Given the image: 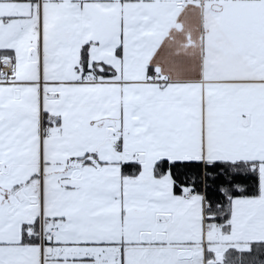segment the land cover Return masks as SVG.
<instances>
[{"label":"snow or ice","instance_id":"1","mask_svg":"<svg viewBox=\"0 0 264 264\" xmlns=\"http://www.w3.org/2000/svg\"><path fill=\"white\" fill-rule=\"evenodd\" d=\"M231 253L264 264V0H0V264Z\"/></svg>","mask_w":264,"mask_h":264},{"label":"crops","instance_id":"2","mask_svg":"<svg viewBox=\"0 0 264 264\" xmlns=\"http://www.w3.org/2000/svg\"><path fill=\"white\" fill-rule=\"evenodd\" d=\"M186 24L193 29H195L199 24L198 16L195 13H188L185 17ZM174 51V46L165 44L162 46V49L158 53V58L161 63H164L167 60H170L172 58V53Z\"/></svg>","mask_w":264,"mask_h":264},{"label":"trees","instance_id":"3","mask_svg":"<svg viewBox=\"0 0 264 264\" xmlns=\"http://www.w3.org/2000/svg\"><path fill=\"white\" fill-rule=\"evenodd\" d=\"M181 179L184 180L186 183L188 182V178H187V177H181ZM213 188H214V186H213ZM198 190H202V189H198ZM218 200H219L220 202H222V203L224 202L222 197H220V196H218V195H216V194H213V203H216ZM236 255H238V254H236V253H231V254H230V264H233V258H234ZM245 255H246V256H254L255 253H253V254H245ZM261 259H264V257H261Z\"/></svg>","mask_w":264,"mask_h":264}]
</instances>
